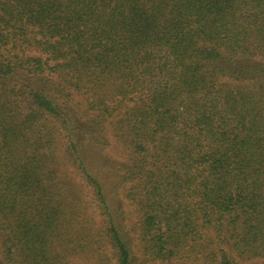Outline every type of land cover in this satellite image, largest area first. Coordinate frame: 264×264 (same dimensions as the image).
Returning <instances> with one entry per match:
<instances>
[{
  "label": "trees",
  "instance_id": "trees-1",
  "mask_svg": "<svg viewBox=\"0 0 264 264\" xmlns=\"http://www.w3.org/2000/svg\"><path fill=\"white\" fill-rule=\"evenodd\" d=\"M0 264H264V0H0Z\"/></svg>",
  "mask_w": 264,
  "mask_h": 264
},
{
  "label": "rangeland",
  "instance_id": "rangeland-1",
  "mask_svg": "<svg viewBox=\"0 0 264 264\" xmlns=\"http://www.w3.org/2000/svg\"><path fill=\"white\" fill-rule=\"evenodd\" d=\"M125 233V237L128 238L131 242H135V235L132 231L128 230L126 227L123 229Z\"/></svg>",
  "mask_w": 264,
  "mask_h": 264
}]
</instances>
